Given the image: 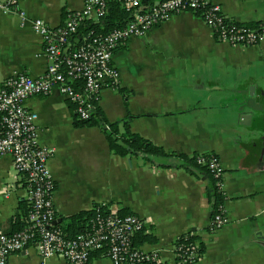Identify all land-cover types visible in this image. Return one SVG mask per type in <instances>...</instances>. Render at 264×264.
<instances>
[{"label": "crops", "instance_id": "obj_1", "mask_svg": "<svg viewBox=\"0 0 264 264\" xmlns=\"http://www.w3.org/2000/svg\"><path fill=\"white\" fill-rule=\"evenodd\" d=\"M86 1L22 0L12 11L0 10V83L20 72L40 77L49 64L40 35L22 20V12L58 27L66 12L82 11ZM213 1L240 22L264 20V0ZM113 63L121 78L101 91L106 118L123 121L168 151L216 155L225 171L229 221L208 230L212 206L204 172L177 156L113 154L101 127L74 125L70 101L54 89L26 104L38 114L39 144L54 150L48 164L58 223L109 203L144 219L143 232L152 240L138 247L156 252L159 264H176V240L191 230L206 245L197 264H264V40L220 41L201 17L182 12L143 37L130 38ZM28 204L12 157H1L0 227L6 233H14L17 215ZM93 261L114 264L105 254ZM9 264L69 263L62 257L42 259L30 245Z\"/></svg>", "mask_w": 264, "mask_h": 264}, {"label": "built area", "instance_id": "obj_2", "mask_svg": "<svg viewBox=\"0 0 264 264\" xmlns=\"http://www.w3.org/2000/svg\"><path fill=\"white\" fill-rule=\"evenodd\" d=\"M21 1L0 0V10L12 11ZM110 1L87 0L82 11L69 14L58 27L40 18H30L25 12L20 14L40 35L49 64L40 77L20 72L0 83V158L12 157L14 169L26 183L31 205L22 230L8 234L0 227V264H9L14 253L30 245H35L42 259L62 257L69 264H94L92 253L98 251L114 264L160 263L156 252L134 245L135 237L146 227L144 219L133 213L124 215L109 203L96 206L87 229L75 236L67 235L58 226L54 205L56 185L48 164L54 150L38 142V114L27 106L29 98L49 95L59 89L76 105L80 119H90L103 87L119 84L121 75L113 63L116 50L130 38L143 37L182 12L201 17L221 41L252 45L264 40V33L257 35L228 25L221 4L213 0H153L152 4L143 0H117L131 13L127 26L107 35L90 31L80 39H73L81 24L99 22L108 15ZM78 83L80 89L76 87ZM198 163L208 166L217 177L224 174V167L214 154L199 158ZM228 221L225 213L217 214L211 220L213 231ZM183 264L195 263L185 257Z\"/></svg>", "mask_w": 264, "mask_h": 264}, {"label": "trees", "instance_id": "obj_3", "mask_svg": "<svg viewBox=\"0 0 264 264\" xmlns=\"http://www.w3.org/2000/svg\"><path fill=\"white\" fill-rule=\"evenodd\" d=\"M143 1L146 4H152L153 0ZM109 8V13L104 19L99 22H84L79 26L77 33L72 38L80 39L87 35L90 31H94L97 35H107L114 29L127 26L131 19L130 11L117 0H111L109 2ZM198 13L202 14V10H199ZM69 14L71 13H65V19ZM226 17L227 18L225 19V22L236 29H248L257 35L264 33V20L244 23L228 16L227 14ZM214 35L218 40L221 41L217 32H215ZM79 84L80 83H78L76 87L80 89L81 86ZM120 91L123 92L124 89L121 88ZM70 107L73 111L76 110V105L72 102H70ZM74 125L79 128L85 126L101 127L106 135L111 152L121 157H126L132 154H143L148 158L152 156H177L184 159L189 165L204 172V174H206L209 178L207 195L212 206L211 220H213L217 214L224 213V204L227 200V195L223 189L224 174L220 177H217L211 170L208 169V166L198 163L199 158H209L210 154L194 153L190 156L183 153L168 151L163 146L157 145L150 139L132 131L127 124L123 123V121H109L99 105V100L96 101V108L93 111L91 118L88 120L80 119L75 111ZM30 210L31 205L28 204L27 206L23 207L22 213L17 215V228L14 230V232L20 231L26 226ZM94 213V209L83 210L73 215L63 217V221L58 223V226H60L67 235L75 236L87 229L91 219L94 216ZM120 213L124 215L131 214L126 208L120 210ZM144 229L135 237V246L152 240L150 235L143 232ZM208 230L213 231L211 225L209 226ZM180 246L181 249H179ZM205 249V241L198 231L191 230L183 233L176 240V264H183L185 257L190 258L195 264L198 263L203 257ZM100 254L104 253L101 251L94 252L92 253V258L99 256Z\"/></svg>", "mask_w": 264, "mask_h": 264}]
</instances>
